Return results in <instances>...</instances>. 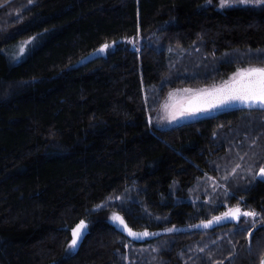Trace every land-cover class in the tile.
Listing matches in <instances>:
<instances>
[{"label":"trees","instance_id":"1","mask_svg":"<svg viewBox=\"0 0 264 264\" xmlns=\"http://www.w3.org/2000/svg\"><path fill=\"white\" fill-rule=\"evenodd\" d=\"M248 67L254 2L0 0V264H264V108L149 125ZM236 207L257 215L203 226Z\"/></svg>","mask_w":264,"mask_h":264},{"label":"snow or ice","instance_id":"2","mask_svg":"<svg viewBox=\"0 0 264 264\" xmlns=\"http://www.w3.org/2000/svg\"><path fill=\"white\" fill-rule=\"evenodd\" d=\"M240 3H249L250 0H239ZM257 5H264V0H255ZM231 6L229 0H220V7ZM20 46L21 52L23 51L26 43ZM109 45L105 44L101 47L100 51L104 52ZM184 91H189L185 89ZM240 102L249 107L259 106L264 108V67H248L246 69L238 70L236 75L233 76L232 82L226 87L213 89L211 92L205 89L198 93L192 101H189L185 107H182L179 111H173L170 118L175 120L178 117H184L194 115L201 111H208L218 105H224L231 102ZM260 175L264 178V168L260 170ZM254 217L257 214L252 211H241L239 207H236L228 212H225L221 217H213L207 223L203 224L204 227H209L213 222L219 223L225 218H233L239 220L240 216ZM114 221H118L125 228H127L129 235L136 238L148 236L147 231L143 233H136L128 228L124 223L123 218L118 215L112 217ZM199 227V226H197ZM86 228L83 221L72 231L73 239L69 245V251H72L77 246V241L81 232Z\"/></svg>","mask_w":264,"mask_h":264},{"label":"rangeland","instance_id":"3","mask_svg":"<svg viewBox=\"0 0 264 264\" xmlns=\"http://www.w3.org/2000/svg\"><path fill=\"white\" fill-rule=\"evenodd\" d=\"M207 2H208V4H211V5L217 4L220 6V0H207ZM237 2L240 3L239 0H229L230 4H235ZM250 2L255 3V0H250ZM249 3H245V4H249ZM186 72H189V71L186 70ZM236 73H235V75H236ZM232 78L233 77L231 76L230 79L232 80ZM185 89H187L189 91L186 92V91H184ZM205 89H207V87L203 88V87H199V86H194V88L189 87V86H182L180 88L172 89L170 91V93H168L160 101V103H159L160 106L157 107L156 109H153V111H150L149 125L151 126V128L159 129V130L173 128V126L183 125L184 123H190V122L196 121V119L203 118V117L207 116L209 113H211L210 111H207V112L201 111V112H198L194 115L178 117L175 120L170 118V115L173 111H179L186 104V102L194 99V97L198 93H200L202 90H205ZM260 177H261V175H260ZM115 222L118 223V221H115ZM81 234H80V237L77 241V246L75 247L74 250L70 251V253H73V251H75L77 249L79 242L82 238Z\"/></svg>","mask_w":264,"mask_h":264},{"label":"water","instance_id":"4","mask_svg":"<svg viewBox=\"0 0 264 264\" xmlns=\"http://www.w3.org/2000/svg\"><path fill=\"white\" fill-rule=\"evenodd\" d=\"M107 50V49H106ZM106 50L104 51V52H101V51H99V53H98V55L99 54H101V53H105L106 52ZM232 82V80H230L229 82H227V83H225V84H222V85H218L216 88H213V89H219V88H223V87H226L228 84H230ZM213 89H209V92H211ZM193 100V99H192ZM192 100H190V101H192ZM189 102V101H188ZM188 102H186V104L183 106V107H185L187 104H188ZM242 107H249V106H247V105H245V104H242V103H240V102H237V101H234V102H231V103H227V104H224V105H218V106H216V107H214V108H211L210 110H208V111H210V112H219L220 110H230V108H242ZM203 112H207V111H203ZM240 209V208H239ZM230 219H233V218H225V219H223V220H221L220 222H223V221H227V220H230ZM235 220V219H234ZM219 222V223H220ZM207 223V222H206ZM205 224V223H204ZM215 224H218L217 222H213V224L211 225V226H209V227H212L213 225H215ZM118 226L125 232V233H127L128 235H129V233H128V230H127V228H125L122 224H120V223H118ZM87 227V226H86ZM199 228H200V226H199ZM143 233V232H142ZM131 236V235H130ZM149 236V235H148ZM148 236H144V237H141V238H136V237H134V236H132L133 238H135V239H137L138 241H142V240H145ZM54 264V263H53Z\"/></svg>","mask_w":264,"mask_h":264},{"label":"bare ground","instance_id":"5","mask_svg":"<svg viewBox=\"0 0 264 264\" xmlns=\"http://www.w3.org/2000/svg\"><path fill=\"white\" fill-rule=\"evenodd\" d=\"M241 218V217H240ZM239 218V219H240ZM234 221H237L236 219L234 220V219H230V220H227V221H223V222H220V223H218V224H215V225H213L212 227H214V226H217V225H220V224H223V223H225V222H234ZM86 226H87V224L86 223H84ZM212 227H207V228H212ZM53 264V263H52Z\"/></svg>","mask_w":264,"mask_h":264}]
</instances>
